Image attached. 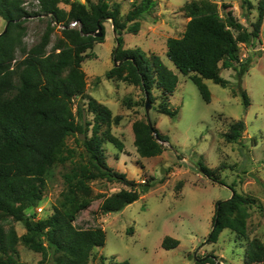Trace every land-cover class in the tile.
<instances>
[{
    "label": "trees",
    "instance_id": "trees-1",
    "mask_svg": "<svg viewBox=\"0 0 264 264\" xmlns=\"http://www.w3.org/2000/svg\"><path fill=\"white\" fill-rule=\"evenodd\" d=\"M35 1L37 9L28 12L23 0H0V17L8 22L0 34V264H19L18 242L40 252V263L88 264L92 249L105 242L104 231L99 226L84 228L86 222H74L92 201L89 182L105 179L129 186L101 201V213H108L120 211L137 200L149 181L134 182L106 162L102 143L109 142L119 151L123 149V142L110 129L111 122H117L120 117H113L108 106L85 94L86 74L81 64L89 56L87 51L104 41L103 23L110 20L116 42L112 56L118 64L107 70L105 77L139 85L150 101L154 99L152 90H160L165 104L158 111L171 117H175L177 110L166 105L178 76L160 56H146L139 48L123 47V34L139 31L137 19L149 15L156 0L132 2L124 17L118 4L106 0H88L87 6L72 0ZM242 4L247 9L253 7L250 0H242ZM220 7L221 11L215 0H191L183 8L188 20L182 34L166 40L167 58L180 73H192L190 80L205 102L211 96L204 79L222 87L226 85L219 74L220 64L236 69L239 78L248 69L249 64H241L238 56L239 43L258 39L264 19V0L257 4L251 31L235 18L229 4L222 1ZM33 16L46 17L47 24L40 40L27 49L21 37L26 30L25 21ZM72 21H77L78 26L70 27ZM55 27L60 28V35L47 50ZM97 32L101 34L96 35ZM17 47L22 52L19 60L15 58ZM240 94L244 105H248L246 91L241 89ZM85 101L92 120L83 114ZM229 129L225 138L236 141L242 135L243 121L233 122ZM132 131L133 144L142 157L161 154L163 142H168V137L148 121L135 120ZM79 135L81 153L66 142L69 136H74L78 143ZM68 163L70 167L62 173L65 188L53 212L38 220L28 216L25 211L35 208L43 198L49 171L55 165ZM198 168L207 178L224 184L215 175V168L201 162ZM230 189L232 194L228 199L215 203L208 234L211 242L226 228L246 236L249 208L256 204L262 209L255 198L237 192L233 186ZM8 219L21 222L25 233L18 236L13 227L6 231L3 222ZM177 245L178 240L170 236L161 242L164 249ZM246 256L249 262L264 261L263 242L253 238ZM196 261L216 264V256L208 254ZM113 264L130 262L122 260Z\"/></svg>",
    "mask_w": 264,
    "mask_h": 264
},
{
    "label": "rangeland",
    "instance_id": "rangeland-1",
    "mask_svg": "<svg viewBox=\"0 0 264 264\" xmlns=\"http://www.w3.org/2000/svg\"><path fill=\"white\" fill-rule=\"evenodd\" d=\"M72 1L87 6L88 0ZM106 1L118 4L120 15L124 17L132 2L140 0ZM190 1L156 0L150 14L137 19L139 31L123 34L124 48H139L146 56H160L178 76L176 88L166 105L177 110L175 117L158 111L164 103L160 90H152L154 99L148 98L150 109L147 114L145 93L139 85L105 77V72L114 65L112 51L116 46L110 20L103 23L104 41L95 43L81 64L86 74L85 94L108 106L113 117H120L117 122H111L110 129L123 142V149L119 151L109 142L102 143L107 164L124 172L134 182L149 181L148 188L137 200L120 211L108 213H101V201L120 189H129V186L105 179L89 182L92 201L74 222H86L84 228L99 226L104 231L105 242L92 249L88 264H113L122 260H128L130 264H198L196 260L208 254L216 256V264H264V261L249 262L246 256L253 238L264 244V19L258 39L239 43L238 56L241 64H249L248 69L239 78L236 69L220 64L219 74L226 80V85L222 87L210 79L203 80L211 96V100L205 102L190 80L192 73H180L166 56V40L182 34L188 20L183 8ZM215 1L219 11L222 1L229 4L235 18L248 31L252 30L260 0H250L251 9L243 6L242 0ZM36 3L35 0H23L28 12L37 9ZM59 5L68 8L65 4ZM5 24L0 17V32ZM46 24L44 16L29 17L21 37L23 46L28 49L36 44ZM59 35L60 28L55 27L47 50ZM21 55V49L17 47L15 58L19 60ZM239 64L236 65L239 67ZM241 89L248 95V105L243 103ZM83 114L92 120L93 115L86 111V101ZM135 120L152 123L168 137V142H163L161 154L142 157L137 153L132 131ZM238 120L243 121L242 135L236 141H229L225 134ZM74 138L69 136L66 142L81 153V136L77 137L78 143ZM199 162L215 168V175L224 184L204 176L199 171ZM69 167V163L53 166L46 176L43 198L35 208L25 211L28 216L38 220L53 212V206L65 188L62 173ZM230 186L255 198L262 209L256 204L249 208L246 236L226 228L215 242H211L208 234L212 229L215 203L231 196ZM3 225L6 231L13 227L18 236L26 231L21 222L12 219ZM165 236L177 239L178 245L164 249L161 242ZM16 249L19 264H48L40 263L42 254L21 242L16 244Z\"/></svg>",
    "mask_w": 264,
    "mask_h": 264
},
{
    "label": "water",
    "instance_id": "water-1",
    "mask_svg": "<svg viewBox=\"0 0 264 264\" xmlns=\"http://www.w3.org/2000/svg\"><path fill=\"white\" fill-rule=\"evenodd\" d=\"M7 24H8V22H6L4 29L2 30V32H0V34L6 30ZM100 34H101V32L96 33V35H100ZM113 62H114V64H118L115 60H113ZM145 97H146V99H145V112L148 114L149 109H150V103H149L147 94H145Z\"/></svg>",
    "mask_w": 264,
    "mask_h": 264
},
{
    "label": "built area",
    "instance_id": "built-area-1",
    "mask_svg": "<svg viewBox=\"0 0 264 264\" xmlns=\"http://www.w3.org/2000/svg\"><path fill=\"white\" fill-rule=\"evenodd\" d=\"M70 27H75V26H77L78 25V22L77 21H72V22H70Z\"/></svg>",
    "mask_w": 264,
    "mask_h": 264
},
{
    "label": "crops",
    "instance_id": "crops-1",
    "mask_svg": "<svg viewBox=\"0 0 264 264\" xmlns=\"http://www.w3.org/2000/svg\"><path fill=\"white\" fill-rule=\"evenodd\" d=\"M205 80V79H204Z\"/></svg>",
    "mask_w": 264,
    "mask_h": 264
}]
</instances>
